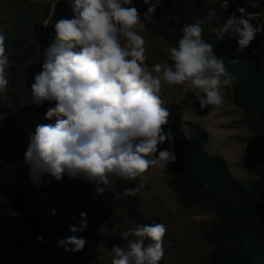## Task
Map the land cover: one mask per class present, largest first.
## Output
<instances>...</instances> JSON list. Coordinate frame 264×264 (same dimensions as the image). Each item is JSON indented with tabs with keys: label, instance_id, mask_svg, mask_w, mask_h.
Segmentation results:
<instances>
[{
	"label": "clouds",
	"instance_id": "9594fccd",
	"mask_svg": "<svg viewBox=\"0 0 264 264\" xmlns=\"http://www.w3.org/2000/svg\"><path fill=\"white\" fill-rule=\"evenodd\" d=\"M159 2L148 6L142 20L132 0H72V18L55 22V37L43 52L41 71L30 90L31 103L37 106L55 102L45 114V119L55 117V123L39 124L28 137L24 163L34 184L45 175L56 181L68 176L83 178L103 193L112 176L132 181L149 167L165 170L176 156L171 148L158 152L157 147L171 141L170 132L163 129L169 116L164 90L187 85L201 109L224 103L223 90L234 78L223 59L214 55L212 44L203 40L205 20L194 17L195 23L183 26L178 43L168 47L172 64L149 68L145 63L147 49L139 33ZM222 7L227 9L228 0ZM237 12L240 16L230 15L216 31L220 39L225 34L236 38L243 51L264 31V22L254 26L250 21L259 20V13L245 15L244 8ZM5 51L0 26V92L8 85L5 69L10 61ZM137 191L125 189L123 195L134 196ZM80 217L79 228L70 227L71 232L86 228V213ZM166 231L161 223L125 231L121 238L128 241L127 247L113 246L111 264H158L164 256ZM85 245L84 238L73 235L57 246L78 252Z\"/></svg>",
	"mask_w": 264,
	"mask_h": 264
},
{
	"label": "rangeland",
	"instance_id": "374dc122",
	"mask_svg": "<svg viewBox=\"0 0 264 264\" xmlns=\"http://www.w3.org/2000/svg\"><path fill=\"white\" fill-rule=\"evenodd\" d=\"M197 6L200 3H217L223 0H191ZM72 0H0V26L5 35V54L10 64L6 67L7 88L0 92V103L11 110L0 112V255L17 243V253L0 264H55L65 260L67 252L58 247L60 239L52 230L34 233L27 223L26 206L17 207L9 187H24L26 194L23 201L36 204L44 217L61 211L70 219L71 227H76L74 218L78 207L94 199L97 185L86 182L83 178L70 179L64 176L56 181L51 176L40 178L34 184L30 179V169L24 163V153L28 147V137L35 132L39 124L55 123V117L45 119L51 107L46 103L35 105L31 98H24L22 77L32 70L38 61L44 59L41 44L49 37H55L54 24L61 18H72ZM160 8L169 13L170 8L159 2ZM138 9L141 19L149 5L143 0H132ZM237 6L245 9V15L259 13L262 10L253 0H237ZM208 14L207 33L214 31L217 22L229 14L219 9ZM151 21H144L146 27L139 34L143 36L146 47L145 63L152 68L157 63L172 64L170 42L157 34H151ZM47 25V26H44ZM232 38L233 45L237 40ZM28 52L29 57L16 62L13 54ZM224 103L219 106H208L201 109L195 100V92L187 85H178L165 89L163 99L169 111L167 123L176 124L187 136L195 127L203 129L206 138L203 148L207 153L221 156L227 164L230 174L242 185L248 186L257 176V168L248 162L246 146L250 136L242 124V111L230 99L228 88L223 90ZM151 158V157H149ZM166 171L157 167L149 169L138 177L139 211L145 216L156 215L166 226L163 238L164 264H211L209 252L211 246L203 240L201 229L209 226L216 215L202 206L185 207L179 203L175 194L166 186ZM113 185L116 177H110ZM137 224L131 220L123 209L116 207L108 220L94 231L99 239L91 238L87 245V259L96 264H111L115 258L113 246L127 247V240L121 235ZM42 237V242L37 237ZM132 239V237H129ZM75 264V263H70Z\"/></svg>",
	"mask_w": 264,
	"mask_h": 264
},
{
	"label": "trees",
	"instance_id": "16d2710c",
	"mask_svg": "<svg viewBox=\"0 0 264 264\" xmlns=\"http://www.w3.org/2000/svg\"><path fill=\"white\" fill-rule=\"evenodd\" d=\"M262 10L259 23L264 22V0H253ZM170 8L164 12L158 5L153 14L154 20L150 33L178 43L182 37V28L188 23H195L193 19H203L202 38L211 43L214 55L222 58L226 70L234 78V83L227 87L230 91L232 103L242 111V124L250 133L246 155L248 162L257 168V176L248 186L242 185L234 178L221 156L207 153L203 148L206 133L195 127L193 132L185 136L174 123L163 126L165 132H170L171 141L159 144L158 152L171 148L176 160L170 163L166 171V186L175 194L179 203L185 207L202 206L211 210L215 220L201 229L203 240L211 246L209 260L211 264H264V31L256 34L255 39L243 51L238 50V44L233 45L232 38L225 34L222 39L217 37L216 29L237 12V0H228L229 14L224 16L214 31L207 33L208 14L222 9L223 2L206 3L195 6L191 0H160ZM156 3V0H150ZM172 17H179L174 21ZM253 23L255 26L259 23ZM51 40L47 38L41 44V52L49 46ZM29 57L28 52L13 54L12 58L20 63ZM44 59L22 77L24 98H31V85L35 74L42 68ZM235 61V62H233ZM51 107L55 102H45ZM11 110L6 104L0 103V112ZM157 152V154H158ZM138 189L134 196H124L125 189ZM17 207L26 206L27 223L34 233H41L52 229L61 239L70 236L82 237L86 240L84 248L78 252L68 251L65 260L55 264H96L87 259L88 241L99 239L94 233L99 225L109 219L114 208L119 207L137 225L161 223L156 215L145 217L137 206L139 186L138 177L127 181L116 177L113 185L105 186L103 193L95 191L94 199L81 204L74 222L79 228L80 213H86L87 226L83 231L71 232L70 219L61 211L51 213L46 217L37 209L36 204L23 201L26 194L24 187H9ZM20 243L9 248L0 261L15 255ZM164 264V259L158 262Z\"/></svg>",
	"mask_w": 264,
	"mask_h": 264
}]
</instances>
